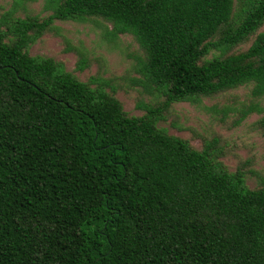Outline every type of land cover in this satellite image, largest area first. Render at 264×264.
Listing matches in <instances>:
<instances>
[{
    "label": "trees",
    "instance_id": "obj_1",
    "mask_svg": "<svg viewBox=\"0 0 264 264\" xmlns=\"http://www.w3.org/2000/svg\"><path fill=\"white\" fill-rule=\"evenodd\" d=\"M36 1L0 9V264H264V178L250 189L219 138L197 150L158 125L251 85L232 126L258 114L264 138V0H43L42 18ZM94 18L140 48L134 82L157 99L141 116L109 81L28 53L54 21Z\"/></svg>",
    "mask_w": 264,
    "mask_h": 264
},
{
    "label": "rangeland",
    "instance_id": "obj_2",
    "mask_svg": "<svg viewBox=\"0 0 264 264\" xmlns=\"http://www.w3.org/2000/svg\"><path fill=\"white\" fill-rule=\"evenodd\" d=\"M12 0H0V9L9 7ZM236 3L237 0H234ZM43 0L26 5L29 15L46 17L49 13L42 11ZM20 12V16H24ZM55 30L44 34L29 47L32 56H43L62 62L65 69L83 82L98 77L109 81L115 88V97L125 112L141 116L144 111L137 108L138 103H155L153 94L137 85L134 79L138 76L136 67L142 53L135 39L128 34L119 35L111 40L107 32L111 26L101 18L90 19L84 23L54 21ZM263 30V29H261ZM251 41L233 50L238 53L246 50ZM216 52L207 56L211 58ZM80 55L88 61V67L77 70ZM252 86L237 89L203 98L198 105L187 102L175 103L159 127L168 134L187 140L192 147L200 150L203 139L219 138L224 148L221 161L225 167L234 172L242 169L246 172V184L256 189L264 178V138L253 127L260 117L249 115L239 126L233 127L236 113L234 109L252 100ZM264 105V101L261 102Z\"/></svg>",
    "mask_w": 264,
    "mask_h": 264
}]
</instances>
